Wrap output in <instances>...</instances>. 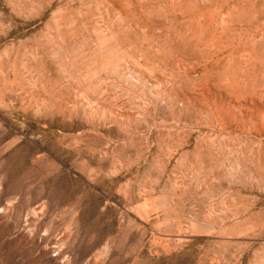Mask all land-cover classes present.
Here are the masks:
<instances>
[{
    "label": "rangeland",
    "instance_id": "1",
    "mask_svg": "<svg viewBox=\"0 0 264 264\" xmlns=\"http://www.w3.org/2000/svg\"><path fill=\"white\" fill-rule=\"evenodd\" d=\"M0 264H264V0H0Z\"/></svg>",
    "mask_w": 264,
    "mask_h": 264
}]
</instances>
